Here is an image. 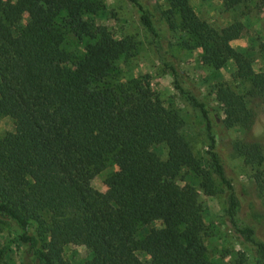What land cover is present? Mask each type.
I'll use <instances>...</instances> for the list:
<instances>
[{
  "label": "trees",
  "instance_id": "trees-1",
  "mask_svg": "<svg viewBox=\"0 0 264 264\" xmlns=\"http://www.w3.org/2000/svg\"><path fill=\"white\" fill-rule=\"evenodd\" d=\"M131 1L146 29L157 35L150 12L140 0ZM218 1L228 11L245 3ZM103 9L97 0H0V119L15 124L0 137V215L22 230L20 239L33 250L34 264H68L66 245L91 251L84 264H213L207 259L199 190L188 180L198 179L208 196L219 193L213 173L227 189L232 184L215 152L207 106L176 81L183 71L167 51L165 67L176 90L206 121L211 170L186 141L178 109L166 105L148 81L110 82L115 63L132 55L136 43L93 24ZM160 11L172 30L180 16L181 30L203 51V65L219 70L235 63V78L249 89L239 94L221 85L217 100L225 109L226 128L252 131L257 120L249 104L264 101V72L255 71L250 50L230 44L241 37L244 24L218 31L197 16L189 0H170L169 9ZM69 34L93 43L82 55L69 53L63 49ZM160 145L168 148L165 161L155 149ZM233 150L246 163L264 165L258 141L236 142ZM111 164L117 171L105 184L115 205L91 185ZM256 184L264 194V173ZM229 201L232 216L233 194ZM236 232L264 264V243L252 238L254 230L236 227ZM137 252L148 259L142 261ZM4 259L0 251V264Z\"/></svg>",
  "mask_w": 264,
  "mask_h": 264
},
{
  "label": "rangeland",
  "instance_id": "rangeland-1",
  "mask_svg": "<svg viewBox=\"0 0 264 264\" xmlns=\"http://www.w3.org/2000/svg\"><path fill=\"white\" fill-rule=\"evenodd\" d=\"M104 9L93 19V24L103 26L117 39L132 38L136 49L132 55L123 57L115 63V70L110 77L111 83H125L134 79L148 81L152 90L166 104H173L180 112L185 126L183 135L189 143L195 157L208 170H211L209 156L210 140L207 135L206 121L202 114L193 108L186 95L175 88V78L165 67V53L171 52L182 69L183 75L176 81L188 94L196 97L207 106L212 123V135L216 140L215 152L225 166L232 189H227L219 177L213 173V179L219 193L208 196L200 187L196 178L188 180L199 190V201L203 206L205 233L204 243L207 247V259L213 264H261L255 249L247 243L238 229L254 230L253 239L264 243V194L257 189L256 179L264 165L246 163L244 157L237 155L234 143L240 141L262 144L264 152V101L250 102L256 124L251 130L244 126L226 128L223 123L225 109L217 100V90L227 84L239 94L247 93L249 85L235 78L237 68L233 61L219 70L202 64V49L180 28V16L176 17L177 28L172 30L166 19L160 16V10H168L170 0H140L144 8L152 15L157 35L151 34L141 20L137 6L131 0H97ZM197 16L211 27L220 31L233 24L242 22L244 30L238 40L230 44L236 50H250L253 67L256 72H264V3L262 0H245L234 11L224 8L218 0H189ZM27 22V16L24 18ZM186 42H190L186 45ZM93 43L89 37L78 39L69 34L63 49L69 53L82 55L85 47ZM258 104V106H256ZM15 129L10 118L0 119V137ZM162 160L168 158L165 145L155 147ZM117 171L111 164L96 176L92 187L101 192L110 205H115V196L105 184L108 175ZM179 183L184 184L186 177L181 176ZM184 180V181H183ZM224 190V191H223ZM233 194L236 207L229 215V197ZM150 228L142 230L146 234ZM22 230L15 222L0 215V251L5 252L4 264H34L33 250L24 244L20 236ZM142 261L148 257L137 252ZM63 258L68 264H84L92 258L91 251L82 245H66ZM36 264V263H35Z\"/></svg>",
  "mask_w": 264,
  "mask_h": 264
}]
</instances>
